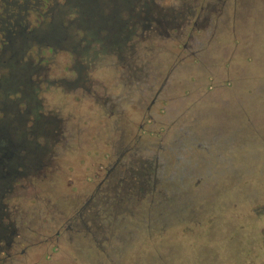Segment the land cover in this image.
I'll use <instances>...</instances> for the list:
<instances>
[{
	"label": "rangeland",
	"instance_id": "rangeland-1",
	"mask_svg": "<svg viewBox=\"0 0 264 264\" xmlns=\"http://www.w3.org/2000/svg\"><path fill=\"white\" fill-rule=\"evenodd\" d=\"M116 15L44 52L0 264H264V0Z\"/></svg>",
	"mask_w": 264,
	"mask_h": 264
},
{
	"label": "trees",
	"instance_id": "trees-1",
	"mask_svg": "<svg viewBox=\"0 0 264 264\" xmlns=\"http://www.w3.org/2000/svg\"><path fill=\"white\" fill-rule=\"evenodd\" d=\"M126 2L0 0V198L23 173L17 164L10 169L13 159L27 148L17 120L26 119L21 127L29 139L38 130L37 121L47 125L38 113L37 100L27 96L31 88L35 93L33 78L41 74L38 66L47 59L44 52L49 57L61 51L73 54L75 46L96 43L98 32L110 31L116 4Z\"/></svg>",
	"mask_w": 264,
	"mask_h": 264
},
{
	"label": "flooded vegetation",
	"instance_id": "flooded-vegetation-1",
	"mask_svg": "<svg viewBox=\"0 0 264 264\" xmlns=\"http://www.w3.org/2000/svg\"><path fill=\"white\" fill-rule=\"evenodd\" d=\"M121 4L120 3H117L116 4V8L115 9H117L119 6H120ZM122 6V5H121ZM114 9V11H113V15H114V18L111 20L112 21V25H109V29L110 30H113V29H115L118 25H119V23H118V21L116 20L117 19V15H116V10ZM103 14V13H102ZM90 41H92V39H89ZM89 43V42H88ZM87 43V44H88ZM91 43V42H90ZM86 44V45H87ZM32 84V83H31ZM31 93L29 94V95H27L28 97H29V100H34V99H32L33 97L31 96V95H33L34 96V91H33V89L31 88L30 90H29ZM32 91H33V94H32ZM26 93V92H25ZM27 94V93H26ZM25 120L26 119H24V118H19L18 120H17V124H18V127H19V130L21 129V132H23V139H22V141L24 142V143H26V145H27V148H26V150H25V153L24 154H22L21 156H19V157H17V158H14L13 159V162L11 163V166H10V169H12V167L13 166H15L16 164H17V166H21L22 165V167H23V164L21 163V160H24L26 163H27V169L28 168H30V166H31V164L32 163H34V162H30L29 160H28V155H32V154H38L39 153V151H38V149L35 147V145L31 142V140L29 139V137L27 136L26 137V135H25V132H24V130H23V128L21 127V126H23V124L25 123ZM37 123H38V127L40 126L39 124H41L39 121H37ZM21 139V138H20ZM25 155H27V157H25ZM38 156V155H37ZM25 157V158H24ZM27 159V160H26ZM3 180H5L6 181V183H8V179L6 180V179H3ZM5 186V185H4ZM1 189H2V187H1ZM2 191V190H1ZM4 193H5V191H4ZM4 193H2V196H1V198H0V201L2 200V197H3V195H4ZM1 211H2V209H1V207H0V216H1ZM7 233V231H6V229L5 228H0V237L1 236H3L2 234H6Z\"/></svg>",
	"mask_w": 264,
	"mask_h": 264
}]
</instances>
